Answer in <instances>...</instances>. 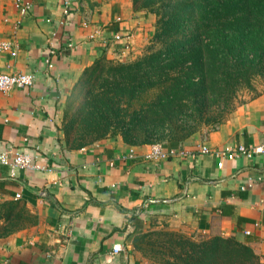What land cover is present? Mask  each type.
I'll return each instance as SVG.
<instances>
[{
    "label": "crops",
    "instance_id": "1",
    "mask_svg": "<svg viewBox=\"0 0 264 264\" xmlns=\"http://www.w3.org/2000/svg\"><path fill=\"white\" fill-rule=\"evenodd\" d=\"M24 1L31 5L26 15L16 0H0V41L10 42L14 52H0V70L34 73L36 80L26 90L0 95V151L7 144L39 148L38 164L45 169L11 178L0 166V200L20 194L37 217L33 226L0 240V264H157L135 241L166 232L194 240L237 238L264 262V154L226 159L223 167L214 154L264 146V92L218 128L164 145L179 153L161 163L145 162L146 146L122 138L73 148L59 122L68 98L99 58L130 56L124 43L109 41L122 33L139 44L151 29L150 16L133 0ZM66 3L68 27L60 25ZM68 37L72 49L66 48ZM202 144L210 154L199 153ZM131 149L137 159L130 158ZM116 245L123 246L120 254L113 253Z\"/></svg>",
    "mask_w": 264,
    "mask_h": 264
},
{
    "label": "trees",
    "instance_id": "2",
    "mask_svg": "<svg viewBox=\"0 0 264 264\" xmlns=\"http://www.w3.org/2000/svg\"><path fill=\"white\" fill-rule=\"evenodd\" d=\"M133 1L136 9L143 5L158 17L153 47L130 63L102 56L73 92L86 93L77 111L80 130L85 126L100 137L119 130L126 144L143 147L166 131L186 132L169 123L189 102L202 105L221 66L230 68L229 59L264 48V0ZM36 223L20 199L0 203L1 240ZM135 248L152 262L172 256L177 264H264L249 245L221 236L197 241L172 232L149 233L136 239Z\"/></svg>",
    "mask_w": 264,
    "mask_h": 264
},
{
    "label": "rangeland",
    "instance_id": "3",
    "mask_svg": "<svg viewBox=\"0 0 264 264\" xmlns=\"http://www.w3.org/2000/svg\"><path fill=\"white\" fill-rule=\"evenodd\" d=\"M137 11L144 12V17L146 19L148 18L147 16H150L147 20L151 25V29L147 32L148 35L143 36L141 42L137 45H135V42L131 39L120 42L125 43L124 46L129 47V50L132 52L130 51V56L127 55V52L121 58L116 56L113 58L114 62H135L143 57L154 45L158 17L151 12V9H146L143 5L141 8L137 9ZM243 56L244 58L240 60L229 59L230 68L221 66L217 71L218 74H215L213 77L216 83L214 85H208L209 89L207 95L210 96L202 101V105L200 104L201 100H198L196 105L189 102L183 112L179 113V116L172 119V122L169 123L175 129H185L186 132L174 136L169 131H166L164 135H159L152 144L147 146L155 144L172 145L175 142L181 143L197 134H203L216 129L227 122L238 108L264 92V48L257 51H248L246 54L242 55V57ZM99 86L100 84L98 81L95 82L93 90H98ZM74 93L75 92L68 98L60 114L61 117L59 118L61 134L67 141L68 139L70 140V145L72 147H95L110 139H123V135L119 130L110 131L107 135L102 137L87 132L85 126L80 130L79 127H77L80 121L79 118H77V111L81 106L80 104L85 101L86 93L85 91L81 93L76 92L77 95L73 99ZM199 105H201V108H199ZM125 108L128 107L125 106ZM137 109H139V106H137ZM182 113L183 115H181ZM173 133L176 134V132ZM68 136H70V138ZM2 202L3 201L0 200V203ZM187 238L192 239L191 237ZM199 240L203 239H198L197 241ZM148 252L151 253V250ZM166 262L177 264V261L172 256H167L165 262L156 261L154 263L167 264Z\"/></svg>",
    "mask_w": 264,
    "mask_h": 264
},
{
    "label": "built area",
    "instance_id": "4",
    "mask_svg": "<svg viewBox=\"0 0 264 264\" xmlns=\"http://www.w3.org/2000/svg\"><path fill=\"white\" fill-rule=\"evenodd\" d=\"M17 5L21 10L22 15H26L28 11L31 10L30 3H26L24 0H16ZM70 17V6L66 3L64 10V19L61 21L60 25L64 27L69 26L68 18ZM119 21H121L119 19ZM51 23V20H48ZM84 28H90L89 23H83ZM100 29L97 30L90 36V40H95L96 36L99 34ZM53 36H57L56 33ZM127 39H131L130 35H123L118 33L113 36L112 43L125 42ZM66 44L67 49H72L74 47L73 39L68 37ZM109 40H106L108 43ZM109 41V42H111ZM125 44V43H124ZM126 50H129V47L125 46ZM0 52L1 53H11L14 55L12 50V44L8 41H0ZM36 76L34 73H21V72H4L0 70V95H8L14 90H26L32 87L35 83ZM28 143V139L24 140ZM147 150L143 154L142 159L147 163H161L168 160L171 157L177 156L179 153L177 150L170 149L165 150L164 145L155 144L146 146ZM24 149L18 148L14 145L7 144L0 151V166L7 167L9 169L10 177L16 178L18 171H28V170H43L41 165L38 164V159L40 158L39 148L33 149L30 152ZM199 153L201 154H210L211 150L206 144H202L199 147ZM216 157L220 159L219 167H223L224 160H234L237 157H252L254 155L264 154V146L258 147H238L236 149H227L224 151H219L214 153ZM180 155L186 156V152H181ZM130 158L137 159L138 154L135 149H131ZM252 187V185H250ZM246 188H243L245 190ZM21 195H16V199H20ZM249 235V232L246 233ZM123 251L122 245H116L113 247L114 254H120Z\"/></svg>",
    "mask_w": 264,
    "mask_h": 264
}]
</instances>
